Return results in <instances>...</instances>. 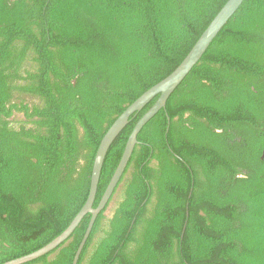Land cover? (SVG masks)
Returning a JSON list of instances; mask_svg holds the SVG:
<instances>
[{
  "label": "trees",
  "instance_id": "trees-1",
  "mask_svg": "<svg viewBox=\"0 0 264 264\" xmlns=\"http://www.w3.org/2000/svg\"><path fill=\"white\" fill-rule=\"evenodd\" d=\"M229 0H0V264L63 234L100 143ZM155 97L110 147L96 209ZM77 264H264V0H245L140 131ZM91 214L26 264H73Z\"/></svg>",
  "mask_w": 264,
  "mask_h": 264
},
{
  "label": "water",
  "instance_id": "water-1",
  "mask_svg": "<svg viewBox=\"0 0 264 264\" xmlns=\"http://www.w3.org/2000/svg\"><path fill=\"white\" fill-rule=\"evenodd\" d=\"M244 1L245 0H229L227 4L222 8V10L218 13V15L215 17V19L212 21V23L209 25V27L206 29V31L202 34V36L200 37L196 45L193 47L191 52L188 54V56L185 58V60L182 62V64L170 76H168L162 82L148 90L139 99H137L110 127V129L102 139L95 157L88 199L82 210L78 213V215L75 217V219L66 229V231L41 250L31 255L22 257L20 259L7 262L5 264H26L54 251L71 236V234L78 227L84 216L87 214H91L92 218L90 220L89 227L77 250L76 256L73 261V264L78 263L79 257L86 244V241L88 240L91 234V231L98 215L109 202L113 192L115 191L119 181L121 180L128 166L135 146L138 142V134L143 129V127L161 109L166 108V104L169 97L186 79V77L190 74L193 68L200 62L212 42L215 40L221 30L225 27V25L229 22V20L239 10ZM157 96H159V99L157 100L155 105L141 118V120L137 123L136 127L134 128L126 145L121 161L105 191V194L99 206L94 209L93 204L97 193L100 175L102 172L106 155L110 147L112 146L113 142L117 139L119 134L123 131V129L128 125L130 117L134 113L141 111L148 103H150Z\"/></svg>",
  "mask_w": 264,
  "mask_h": 264
}]
</instances>
